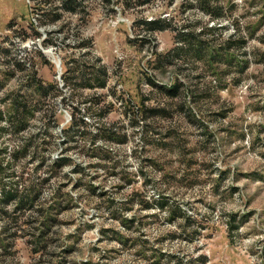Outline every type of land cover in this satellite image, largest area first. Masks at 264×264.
Returning <instances> with one entry per match:
<instances>
[{
  "label": "rangeland",
  "instance_id": "rangeland-1",
  "mask_svg": "<svg viewBox=\"0 0 264 264\" xmlns=\"http://www.w3.org/2000/svg\"><path fill=\"white\" fill-rule=\"evenodd\" d=\"M116 1L86 0L79 13L48 22L34 0H0V46L12 47L0 69L13 52L27 54L37 77L59 86L70 52L77 66L98 57L108 69L104 87L72 78L56 97L47 133L15 162L22 184L40 192L33 210L16 213V238L2 236L0 264H264V0H218L224 14L213 20L195 7L181 14L179 1L128 9ZM165 16L177 26L197 21L196 31L218 27L216 43L233 33L245 43L233 45L232 62L162 58L176 45L174 32L148 33L135 21ZM78 36L92 41L87 57L79 55L85 47H74ZM6 77L0 71L5 90L27 79L26 72ZM175 82L180 94L168 95L164 87ZM24 89L37 102L35 133L46 123L47 99ZM74 106L97 113L80 128L92 134L98 123L123 138L75 134L63 143L60 129ZM145 108L168 115L135 114ZM59 156L68 161L53 170ZM159 195L165 209L154 201Z\"/></svg>",
  "mask_w": 264,
  "mask_h": 264
},
{
  "label": "trees",
  "instance_id": "trees-1",
  "mask_svg": "<svg viewBox=\"0 0 264 264\" xmlns=\"http://www.w3.org/2000/svg\"><path fill=\"white\" fill-rule=\"evenodd\" d=\"M34 1L38 3L36 8L41 11V18L43 17V19L48 22H56L61 18L62 12L73 14L79 13L80 10L85 7L84 2L86 0ZM100 1L110 2L111 0ZM117 1L124 9H128L147 5L154 0ZM176 1H179V10L181 14H184L186 11L194 7L208 15L210 20L217 19L224 14L223 5L218 0H167L168 4ZM174 18V16H165L154 19L141 18L135 21L136 26H139L143 31L148 33L165 29H169L174 32L176 45L167 51L162 58H167L171 61L175 58L180 60L188 54L191 55V57L202 58L208 63L216 61L217 59H219L217 61L224 59L232 62L235 58L233 53L230 52L232 51L233 45L242 47L245 43L244 37L239 36L238 33L230 34L223 42L216 43L215 39H217V37L214 36V30L218 29V27L203 24L201 25L200 30L196 31L197 21L194 23L186 22L177 26L173 24ZM30 25L34 27L32 22ZM35 35L39 36V33L35 31ZM209 36L211 37L209 38ZM48 40L49 39H44L43 42H48ZM76 40L77 43L74 44V47L79 49L78 53L82 51V47L86 48L79 54L80 56L82 55L87 57L92 53V41L90 38H81L78 36ZM9 44L14 45L13 42H10ZM11 48H3L0 46V56H7L10 53ZM17 49L20 50V48H16V50ZM36 52L40 56H44L41 50H36ZM13 53L12 63L7 65L6 69H0V71H2V74L7 77L15 76L17 72H26L27 79L26 83H22L18 80L13 89L5 90V82L0 78V95L2 94L0 97V242L3 240L2 236L8 240L9 238H16V229L18 226V217L16 213H24L27 210H33L39 198L40 191L36 188V184H22V175H18L15 168V162L29 151L30 146L34 144L35 138L40 132L43 134L47 133L48 123L53 122L56 119L55 109L57 108V95H59L63 89L69 85L72 78L75 79L78 86L88 88L104 87L108 79L107 66L103 63H99L100 58L94 57L92 62L87 65H82L81 67L80 65L77 66V57H74V53L70 52L69 57L64 63L65 70L60 76L62 85L59 86L56 82L44 83L41 78L37 77V71L30 59L27 58V54L16 57V53ZM6 62H8V60H6ZM179 85L181 84L175 82L169 87H164V89H166L165 92L168 95L176 96L180 94ZM27 86L31 87L33 93H36L37 96H42L47 99L45 100L47 102L45 111L40 113V117L44 118L46 123H44V127L42 129L35 133L29 132V128L31 126L32 118H34L36 116V112H38L35 111L38 109L36 104L37 102H33L29 94H27V91L24 89V87ZM77 110V106L72 107V111H70L71 118L69 125L60 129V132L64 137L62 140L63 143H69L75 134L83 137L88 133L91 135L92 139L102 134L108 137L112 136L110 133L115 134V132L110 128L103 127V125H99L98 123L95 125L96 129L92 134L91 132L83 129V127L80 128L83 124L87 123L84 116H92L97 113L90 111L81 112ZM145 110L148 111H135V114L144 119L155 114H164L163 116L168 115L166 111H155V108H145ZM143 131H148L146 125L143 126ZM24 134H27V136H23ZM5 136H7V138ZM15 137L21 140L15 146L10 147L8 141ZM111 138L116 140L118 138H123V136L113 135ZM67 161L68 159L65 156L55 158L52 160L53 170H55L56 167L63 166L67 163ZM43 180L45 181L47 178H44ZM154 201H156V205L159 209H165V205L167 203L163 195H159L158 198L154 199ZM42 210L43 209H41V207L36 209V211H39V214L43 216L45 214ZM228 216L229 230L237 228V225L233 223L235 220L233 215L230 214ZM186 218L189 217L186 216ZM49 219H51V217L48 215L43 218V220H46L47 222H49ZM18 228L20 230L21 226H18Z\"/></svg>",
  "mask_w": 264,
  "mask_h": 264
},
{
  "label": "water",
  "instance_id": "water-1",
  "mask_svg": "<svg viewBox=\"0 0 264 264\" xmlns=\"http://www.w3.org/2000/svg\"><path fill=\"white\" fill-rule=\"evenodd\" d=\"M58 64V63H57Z\"/></svg>",
  "mask_w": 264,
  "mask_h": 264
}]
</instances>
